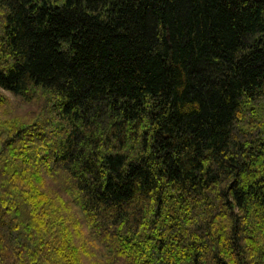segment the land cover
I'll use <instances>...</instances> for the list:
<instances>
[{"label":"trees","instance_id":"16d2710c","mask_svg":"<svg viewBox=\"0 0 264 264\" xmlns=\"http://www.w3.org/2000/svg\"><path fill=\"white\" fill-rule=\"evenodd\" d=\"M0 264H264V0H0Z\"/></svg>","mask_w":264,"mask_h":264},{"label":"rangeland","instance_id":"374dc122","mask_svg":"<svg viewBox=\"0 0 264 264\" xmlns=\"http://www.w3.org/2000/svg\"><path fill=\"white\" fill-rule=\"evenodd\" d=\"M8 96H9V95H8ZM10 97H11V96H10ZM11 98H12V97H11ZM29 109H30L29 106H26V107H25V106H22L20 110H21V111H28ZM17 113H18V112H17Z\"/></svg>","mask_w":264,"mask_h":264}]
</instances>
